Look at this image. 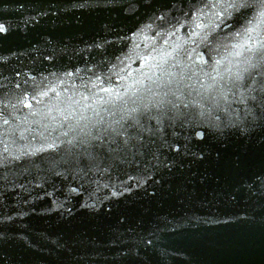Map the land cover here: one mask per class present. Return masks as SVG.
<instances>
[{
    "label": "water",
    "instance_id": "obj_1",
    "mask_svg": "<svg viewBox=\"0 0 264 264\" xmlns=\"http://www.w3.org/2000/svg\"><path fill=\"white\" fill-rule=\"evenodd\" d=\"M231 2L0 0V264H264V30Z\"/></svg>",
    "mask_w": 264,
    "mask_h": 264
},
{
    "label": "snow or ice",
    "instance_id": "obj_2",
    "mask_svg": "<svg viewBox=\"0 0 264 264\" xmlns=\"http://www.w3.org/2000/svg\"><path fill=\"white\" fill-rule=\"evenodd\" d=\"M237 4H239L241 8L250 6V0H232L230 6L232 8H236ZM3 30H4L3 27L0 26V31H3ZM258 30H264V0H260V7L256 9L254 15L252 16V19L248 23V27L245 29V32L248 34H251L253 32H257ZM240 47H242V45H234V48H240ZM248 51L252 52V48L248 47ZM235 55L239 56L240 52H236ZM220 64H221V61L217 60L216 65L219 66ZM225 72L231 73V68L226 69ZM223 80H224V76L220 75L218 72L217 76L213 77L214 83L212 85H210L207 88H204V86L201 85V87L204 88V92L209 93V95L205 96L204 99L213 103L214 106L217 108L220 106L221 101H224L225 104H228V106L230 107V104L228 103V96L225 93V89H228L230 85L232 87H235L236 84L242 80V77L240 76L239 73H237L235 76V80H233V77L231 75H228L227 81L223 84H219V87H217V84L219 83V81H223ZM105 91H107V89H105ZM204 92H201L200 95L204 96ZM167 102L169 104H172L173 107H179V105L173 104L171 100ZM160 103H163V101H161ZM184 107H188V104H184ZM5 123H7V121H5Z\"/></svg>",
    "mask_w": 264,
    "mask_h": 264
}]
</instances>
